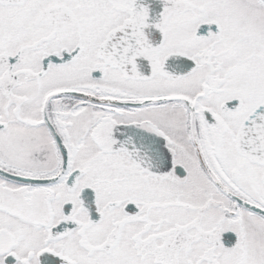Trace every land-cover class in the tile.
<instances>
[{"label":"snow or ice","instance_id":"obj_1","mask_svg":"<svg viewBox=\"0 0 264 264\" xmlns=\"http://www.w3.org/2000/svg\"><path fill=\"white\" fill-rule=\"evenodd\" d=\"M0 264H264V0H0Z\"/></svg>","mask_w":264,"mask_h":264}]
</instances>
